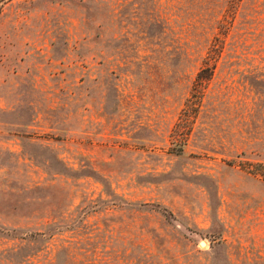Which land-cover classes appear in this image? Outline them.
<instances>
[{
  "label": "rangeland",
  "instance_id": "1",
  "mask_svg": "<svg viewBox=\"0 0 264 264\" xmlns=\"http://www.w3.org/2000/svg\"><path fill=\"white\" fill-rule=\"evenodd\" d=\"M259 164L264 0H0V264H264Z\"/></svg>",
  "mask_w": 264,
  "mask_h": 264
},
{
  "label": "trees",
  "instance_id": "2",
  "mask_svg": "<svg viewBox=\"0 0 264 264\" xmlns=\"http://www.w3.org/2000/svg\"><path fill=\"white\" fill-rule=\"evenodd\" d=\"M210 60L211 59L209 58V55H208L206 58H204L203 63H209ZM249 173H251L255 176H260L261 178L264 179V165L263 164L257 165V168L249 171Z\"/></svg>",
  "mask_w": 264,
  "mask_h": 264
}]
</instances>
